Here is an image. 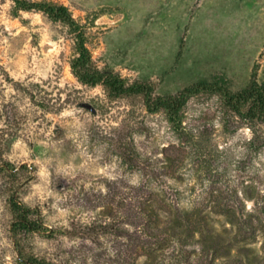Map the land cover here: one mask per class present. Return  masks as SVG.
I'll list each match as a JSON object with an SVG mask.
<instances>
[{
    "label": "rangeland",
    "instance_id": "374dc122",
    "mask_svg": "<svg viewBox=\"0 0 264 264\" xmlns=\"http://www.w3.org/2000/svg\"><path fill=\"white\" fill-rule=\"evenodd\" d=\"M24 1L66 6L100 69L152 83L155 94L196 82L237 91L253 75L264 83V0ZM74 56L67 24L0 0V264H21L12 195L37 209L46 228L28 236L23 254L48 264H175L162 246L141 247L145 219L129 224L150 190L158 238L165 205L200 208L217 233L228 229L231 253L215 264H264V125L228 131L219 96L200 93L187 101L179 137L140 96L110 99L101 85L78 82ZM125 152L137 165L123 161ZM227 207L241 219L257 214L244 243L233 237ZM103 223L114 229L98 233ZM241 245L252 249L238 254Z\"/></svg>",
    "mask_w": 264,
    "mask_h": 264
},
{
    "label": "trees",
    "instance_id": "16d2710c",
    "mask_svg": "<svg viewBox=\"0 0 264 264\" xmlns=\"http://www.w3.org/2000/svg\"><path fill=\"white\" fill-rule=\"evenodd\" d=\"M14 1L21 9L40 10L51 19L64 22L75 34V56L70 66L78 82L83 85H101L110 99L140 96L145 109L150 113L162 112L179 137H185L186 134L182 121L187 101L200 93L219 96L226 130H233L237 123L250 126L256 123L264 125V83H259L254 75L244 88L237 91H231L218 82H196L175 94L158 95L155 94L152 83L143 81L128 83L112 69H100L86 47L84 27L72 17L66 6L52 2ZM121 156L125 163L137 165L136 158L131 153L125 152ZM21 168H26V166L23 165ZM1 169H3L2 166H0ZM153 193L152 190L147 191L144 204L139 206V211L127 216L130 218L129 224L131 225H141L143 219L146 220L143 227L146 239L140 240L142 248L146 249L153 244L160 245L163 247V255H171L177 259L175 264H215L217 257L230 255L232 244L224 235L228 233V229L224 230V234L217 233L210 224L208 215L200 208L186 210L165 205L163 209H167V217L163 220V235L161 234V238H158V231L153 228L158 219L157 211L152 206L154 204ZM113 195L116 196L117 193L113 192ZM115 196H111V199H115ZM120 200L125 201L124 198L119 197V202ZM163 201H165L164 197ZM9 204L13 214L10 232L18 249L21 264H48L43 259L22 252L23 244L30 234L42 233L46 229L40 213L37 209L15 198L14 195L9 198ZM224 213L230 225L237 229V233L233 236L234 239L244 243L255 232L252 220L253 217H257L256 213H247L243 219L236 215L233 208H225ZM260 213L264 216V206ZM258 222L259 230L264 233V220ZM98 228L100 229L98 233L99 231L107 233L114 229L107 223L100 224ZM115 229V233L121 236L123 231L120 228ZM81 231L78 232L81 233ZM75 233L77 232L71 234L75 236ZM195 245H198V248ZM251 249L241 245L237 248V252L247 255V251Z\"/></svg>",
    "mask_w": 264,
    "mask_h": 264
}]
</instances>
